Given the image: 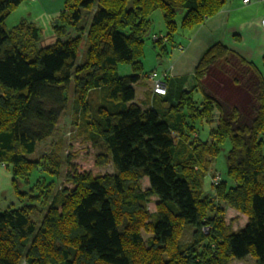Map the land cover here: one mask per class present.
<instances>
[{
    "label": "trees",
    "instance_id": "16d2710c",
    "mask_svg": "<svg viewBox=\"0 0 264 264\" xmlns=\"http://www.w3.org/2000/svg\"><path fill=\"white\" fill-rule=\"evenodd\" d=\"M24 1L0 0V163L11 166L19 194L18 178L44 174L31 203L0 211V264H229L248 255L264 264L263 69L216 41L191 75L162 71L165 95L151 88L144 103L136 101V85L153 72L144 71L145 40L161 58L180 46V28L203 23L225 0H65L51 43L26 18L8 27ZM156 10L166 31L155 39ZM229 60L255 77L250 122L206 84L216 64ZM120 64L132 73L121 75ZM70 105L80 136L102 148L96 163L112 162L114 171L94 175L71 165L66 180L73 187L58 188L61 142L38 159L28 154L55 133ZM201 121L212 126L198 139L192 132ZM226 139L227 179L211 182L207 194L205 178ZM221 201L247 216L242 228L226 223Z\"/></svg>",
    "mask_w": 264,
    "mask_h": 264
},
{
    "label": "rangeland",
    "instance_id": "374dc122",
    "mask_svg": "<svg viewBox=\"0 0 264 264\" xmlns=\"http://www.w3.org/2000/svg\"><path fill=\"white\" fill-rule=\"evenodd\" d=\"M33 1V0H31ZM25 6L21 5L7 19V25L9 28L13 27L21 19L24 17L23 13H27L24 8H26L31 2L25 1ZM56 15L50 16L49 20L46 23L42 24V40L46 43H51L55 40V33L53 30V23L57 20ZM153 23L152 29L156 31L158 36L162 31L165 30L163 16L160 10H156L152 15ZM84 19L81 22L84 24ZM159 33V34H158ZM53 37H50L52 36ZM177 35V34H176ZM170 53L163 57H158L157 48L152 45V39L148 38L144 43V55L142 57L144 71L148 74L152 71H157L161 77H165L162 71L164 68L167 70H171L170 67H167V61L170 58ZM167 57V58H166ZM229 60L228 63L225 61H220L219 64H216L214 69L209 73L206 77V84L209 88V91L216 98L225 101L230 105H237L242 113L243 118L246 122H250V120L254 117V106L256 105V100L253 95V84L255 81L254 75L247 68L241 67L234 64V61ZM259 64V63H258ZM259 66L263 69V65ZM166 70V71H167ZM119 72L121 75H127L132 73L131 66L129 64H120ZM143 81L151 83V87L153 85V79L148 77V75L142 78ZM141 84L136 85V101L144 103L141 99L144 97L143 88L140 87ZM153 89V88H152ZM198 104L201 101L199 95H197ZM218 111H215V116L217 118ZM73 120V108L70 105L62 114L60 118V122L55 133L39 142L36 150L28 154V157L31 159H38V157L48 153L52 146H55L58 141L61 142L60 153L64 157L63 166L61 169V173L59 178H57V186H69L73 187V185L66 180V174L71 169V165H74L78 171H90L94 175H101L105 173H112L114 171V167L112 162H107L105 164H97V155L102 152V148L99 146L93 145L90 141H86L80 136V133L77 131V127L74 124ZM212 125L206 122H199L195 130L192 134L196 138L206 137L208 134V130ZM175 135V133H174ZM231 148V142L229 139L222 144V148L220 153L214 158L213 164L210 168L209 174L205 178L204 187L205 193L211 194L213 191L212 185L213 183H217L220 178L227 179L226 171H227V153ZM67 156L70 159V162H67ZM44 174L40 169L34 171L29 175V179L25 180V178L17 179V186L20 192L23 194H19L13 183V174L10 165H5L0 163V211L11 207H21L27 203H31L32 200L30 196L35 193L34 184L37 180V177H41ZM46 178H49L48 175H45ZM52 179H56L55 177ZM230 184V181H229ZM233 184V183H232ZM143 188H147L149 186L148 178L145 177L142 179ZM158 201L157 196H152L151 202L148 203V208L150 211L156 210V204ZM222 206L224 207V220L227 224L231 225L233 230H237L242 228L248 221L247 216L235 208L227 205L223 201H221ZM32 218L40 223L42 216L41 213L35 212L32 214ZM209 227L206 228V232ZM150 232L145 230L142 231V235L144 239H147L150 235ZM191 238V230H185L183 235V240L187 241ZM20 264H26L21 261ZM229 264H255V259L248 255L243 259H232Z\"/></svg>",
    "mask_w": 264,
    "mask_h": 264
},
{
    "label": "crops",
    "instance_id": "0c3cea01",
    "mask_svg": "<svg viewBox=\"0 0 264 264\" xmlns=\"http://www.w3.org/2000/svg\"><path fill=\"white\" fill-rule=\"evenodd\" d=\"M26 1V0H25ZM25 1L20 4L25 6ZM31 2L23 13V18L34 22L41 28L42 24L56 15L63 8L65 0H27ZM19 8V7H18ZM264 15V4L260 0H225L222 8L203 23L192 28H180L174 41L179 47H172L168 59L169 76L191 75L194 66L203 51L216 41H221L234 49L249 61L262 65L264 56V26L261 18ZM181 16L178 17L180 21ZM166 30L160 35H164ZM153 33H156L152 29ZM159 34V33H158ZM50 37H53L50 36ZM167 58V57H166ZM258 64V65H259ZM167 69L164 68V72ZM144 97L151 90V83L141 81Z\"/></svg>",
    "mask_w": 264,
    "mask_h": 264
},
{
    "label": "built area",
    "instance_id": "2783aa9c",
    "mask_svg": "<svg viewBox=\"0 0 264 264\" xmlns=\"http://www.w3.org/2000/svg\"><path fill=\"white\" fill-rule=\"evenodd\" d=\"M251 0H243L244 3H249ZM264 4V0H260ZM261 24L264 26V15L261 18ZM157 34H154L153 37L156 39ZM150 77L153 79V92L159 95H165L166 93V85L164 82V78L160 76V74L156 71H153L150 74Z\"/></svg>",
    "mask_w": 264,
    "mask_h": 264
},
{
    "label": "water",
    "instance_id": "95a60500",
    "mask_svg": "<svg viewBox=\"0 0 264 264\" xmlns=\"http://www.w3.org/2000/svg\"><path fill=\"white\" fill-rule=\"evenodd\" d=\"M56 21H58V20H56Z\"/></svg>",
    "mask_w": 264,
    "mask_h": 264
}]
</instances>
